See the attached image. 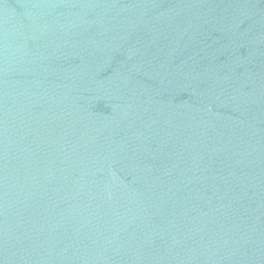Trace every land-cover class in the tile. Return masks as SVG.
<instances>
[{
	"label": "water",
	"instance_id": "water-1",
	"mask_svg": "<svg viewBox=\"0 0 264 264\" xmlns=\"http://www.w3.org/2000/svg\"><path fill=\"white\" fill-rule=\"evenodd\" d=\"M0 264H264V0H0Z\"/></svg>",
	"mask_w": 264,
	"mask_h": 264
}]
</instances>
